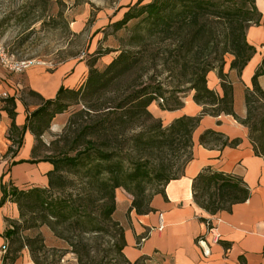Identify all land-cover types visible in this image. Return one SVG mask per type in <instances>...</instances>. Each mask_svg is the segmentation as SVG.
Masks as SVG:
<instances>
[{"label":"trees","instance_id":"obj_1","mask_svg":"<svg viewBox=\"0 0 264 264\" xmlns=\"http://www.w3.org/2000/svg\"><path fill=\"white\" fill-rule=\"evenodd\" d=\"M210 16H218L228 29L220 64L215 66L211 61L204 64H202L203 62L200 64L191 63L186 58L183 62V75L189 76V91H194V100L204 106L199 115L180 116L164 127L162 120L155 119L149 107L157 99H163V103L160 104L162 109L175 110L183 106L182 96L173 92L167 96V90L160 84L157 86L149 83L144 86L132 85L118 95L114 99V103L105 108L107 110L101 114L95 113L96 115H93L95 117L76 130L72 146L75 154L65 152L56 157L53 155L40 157L38 143L41 142V136L57 114L65 112L72 102L80 101L85 102L89 109L99 110L97 107L94 108L91 102L116 87L140 64L143 57L139 53L129 50H123L118 55L115 54L104 69H99L97 66L103 53L101 51L93 52L87 61L89 69L81 86L67 88L62 85L55 98L45 99L38 92L25 88L24 92L28 96L41 98L42 104L28 115L27 123L15 137L12 132L17 129L15 123L16 100L13 96L3 99V109L12 118L9 138L13 141V145L9 147V152H13V154L17 152V149L23 144L25 130L29 129L37 141L32 151L33 161L47 160L53 163L54 168L48 172L49 183L45 187L33 186L28 189H20L12 185H2L3 195L0 205L11 200L17 203L21 216L24 215V208L29 207L33 212L37 209L47 210L46 219L49 215L67 219L79 213L83 204L79 199L80 192L76 193L71 190L67 192L68 197L57 193L58 190L69 191L75 183L64 173V170L86 166L91 171V173L89 172L91 176L96 179L100 176L99 192L103 191L102 197L107 199L102 205L109 218L116 211V189L118 187L125 188L133 195L132 203L128 208L129 214L132 210L139 214L153 211L154 209L151 207L153 196L157 193H162L165 196V186L171 180L183 175L186 164L192 159L193 132L202 117L205 114L218 116L225 113L232 114L239 119L234 110V86L224 71L226 65L224 55L230 53L233 56L231 68L237 69L240 73L255 52V48L247 41L246 30L251 23H259L262 14L258 11L255 0H137L128 4L122 18L112 23L115 30H120L128 26L131 20L139 18L140 26L145 23L147 35L162 34L170 38L176 32H181V35L184 33L185 37L181 39L182 44L177 47V50L188 47L189 51H192L196 44H200L197 42L198 40L205 41L208 30L206 22L202 25V20H207ZM187 30L188 34L194 33L191 36H186ZM213 69H218L223 95L208 86L207 75ZM260 75H264V59L253 77V88L246 91L248 115L245 119L240 120L250 129V138L253 141L255 153L264 157V89L258 81ZM180 92L182 91H178V93ZM79 113L91 114L89 110L81 109L71 115L67 122L68 128L72 127L75 117ZM150 119L154 123L148 125L147 121ZM137 126H140L141 129L133 135L132 139L135 145L144 151L143 157L137 161L131 171H125L120 165L114 166L113 160L116 159V153L103 147L110 146L113 141L118 140L121 131ZM96 136L103 139L102 147L97 143ZM114 137L115 140H113ZM199 140L203 145L211 147L217 145L221 147L235 146L240 142V139L231 140L215 129L205 130ZM14 145L17 146V149L14 148ZM153 148L158 150L167 148L173 153H178L179 158L185 155L186 159L181 172H178L179 168L172 171L175 163L172 161L165 163L166 157H162L161 163L152 169L149 165L151 162L145 153H149L147 151L153 150ZM96 160L98 162L94 164ZM101 160L108 163L104 168ZM119 164L123 165L122 162ZM103 173L107 174L105 178L102 177ZM154 180L161 182V186L149 194L147 185L153 183ZM193 194L197 204L215 215L222 211H231L234 204L246 201L250 197V189L242 178L208 166L203 168L193 179ZM207 221L209 227H212L211 219H207ZM10 223L11 226L6 230L9 242L4 264H14L20 256V250L25 246L22 243L19 248L14 249L13 243L11 246L9 245L16 239L20 240L19 225L16 221ZM120 231L121 242L115 245L116 253L120 257L113 256L102 264H143L147 257L135 262H131L126 257L124 227H121ZM29 248L33 260L37 264H44L37 256V249L32 245ZM78 264H86L83 257H79ZM241 264H246L244 258L241 259Z\"/></svg>","mask_w":264,"mask_h":264},{"label":"rangeland","instance_id":"obj_2","mask_svg":"<svg viewBox=\"0 0 264 264\" xmlns=\"http://www.w3.org/2000/svg\"><path fill=\"white\" fill-rule=\"evenodd\" d=\"M130 2L131 0H0V42L7 46L15 58L31 61L30 67L41 66L53 71L59 65L74 59L85 60L87 63L90 55L96 51L103 53L97 62L99 69H104L112 57L123 50L139 53L143 57L140 64L121 83L91 102L94 108L97 107L99 110L89 109L83 101L72 102L63 112V125H53L55 116L41 136V142L38 143L40 157L48 155L56 157L65 152L75 154L72 146L76 130L95 117L93 116L95 113L101 114L107 110L105 108L113 104L114 99L130 86L160 84L167 90V96L173 92L185 98L192 92L189 91V76L183 75L185 58L191 63L204 64L211 61L215 66L220 64L228 29L218 16L202 20V25L206 22L208 30L205 41L198 40L200 44H196L192 51H189L188 47L177 50L182 44L181 39L185 37L184 33L181 35V32H176L170 38L162 34L150 36L147 35L145 23L139 25V18L131 20L128 26L120 30L114 29L112 23L122 18ZM188 33L187 30L186 36H191L194 32ZM230 55V53L224 55L226 63ZM0 68L6 71L1 64ZM6 72L9 75L15 74ZM156 102L159 105L163 103L160 99ZM81 109H87L91 114H77L74 124L68 128L70 116ZM153 116L160 119L154 114ZM147 122L148 125L154 123L152 119ZM162 123L164 127L168 126L163 120ZM140 129L141 127L137 126L125 130L126 132L121 131L118 140L113 141L110 146L103 147L115 152V160L122 162L123 165L113 160L115 167L120 165L123 170L131 171L143 157L144 151L137 147L132 139ZM95 138L101 146L103 139L98 136ZM180 151L182 152V149ZM147 152L149 153L145 155L149 158L152 169L161 163L162 157H166L165 163L168 161L175 163L172 171L179 168L180 173L183 169L185 155L179 158L178 153H173L167 148L162 150L153 148ZM97 162L98 160L94 164ZM100 162L103 168L108 164L105 160ZM89 172L91 173L86 166L64 170L75 183L69 191H57L66 197L67 192L71 190L80 192L79 199L83 205L79 213L67 219L52 215L46 219L47 210L37 209L33 212L29 207H25L24 215H19V219L15 220L19 225L20 240L16 239L9 245L13 243L12 247L15 249L24 243L20 255L25 250L31 254L29 246L32 245L37 249V256L44 264H62L72 259L78 262L79 257H83L86 264H102L113 256L119 258L115 245L121 242L120 228L123 225L118 217L123 214V206L121 204L115 215L118 195L119 192L125 194L131 203L133 195L125 188L118 187L116 211L109 218L102 205L107 199L102 197L103 191L99 192L100 176L96 179ZM106 176L107 174L103 173L102 177ZM160 186L161 182L158 180L148 183L147 193H153ZM127 214L129 215L128 210Z\"/></svg>","mask_w":264,"mask_h":264},{"label":"crops","instance_id":"obj_3","mask_svg":"<svg viewBox=\"0 0 264 264\" xmlns=\"http://www.w3.org/2000/svg\"><path fill=\"white\" fill-rule=\"evenodd\" d=\"M137 0H131L134 3ZM262 14L259 23H251L246 30L247 41L255 52L240 73L231 68L233 56L227 60L224 71L234 86V110L232 114L214 116L205 114L193 132L192 159L186 164L183 175L171 180L165 186L166 195L157 193L151 200L153 211L139 214L132 210L127 214L131 200L123 193L118 195V217L124 227L126 257L135 262L147 257L143 264H264V157L257 155L250 129L241 122L248 115L246 91L253 88V77L264 59V0H255ZM85 60L74 59L59 65L53 71L41 66H31L23 74L9 75L0 68V201L2 185L28 189L33 186L45 187L49 183L48 172L54 168L47 160L33 161V147L36 137L31 130L23 134V144L17 152H9L13 141L9 138L12 118L3 109V99L16 100L15 123L12 135L17 136L27 123L28 115L42 104L36 96L28 97L24 89L38 92L43 98H55L62 85L78 88L88 73ZM208 86L223 95L218 69L209 71ZM264 89V75L258 77ZM6 94V95H5ZM194 91L183 98V106L175 110L162 109L156 101L150 111L169 125L183 116H196L204 106L197 103ZM63 113L57 114L53 125L64 124ZM207 129L222 132L228 138L240 139L235 146H206L200 143V135ZM230 173L242 178L250 189V197L233 205L231 211L211 214L195 201L193 179L205 167ZM20 211L16 202L7 200L0 205V264H4L7 243L6 230L12 221L19 219ZM207 219H211L214 234ZM144 239V240H142ZM14 264H37L29 251H23ZM62 264H78L77 260Z\"/></svg>","mask_w":264,"mask_h":264},{"label":"built area","instance_id":"obj_4","mask_svg":"<svg viewBox=\"0 0 264 264\" xmlns=\"http://www.w3.org/2000/svg\"><path fill=\"white\" fill-rule=\"evenodd\" d=\"M0 64L7 71L23 73L30 67L31 61L15 58V56L9 52L7 46L3 42H0ZM160 100L163 101V99ZM211 230L216 234L214 227H211Z\"/></svg>","mask_w":264,"mask_h":264}]
</instances>
